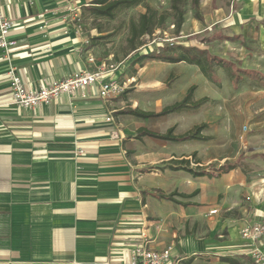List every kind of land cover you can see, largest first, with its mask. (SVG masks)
<instances>
[{
	"label": "crops",
	"instance_id": "0c3cea01",
	"mask_svg": "<svg viewBox=\"0 0 264 264\" xmlns=\"http://www.w3.org/2000/svg\"><path fill=\"white\" fill-rule=\"evenodd\" d=\"M85 1L1 0L15 46L8 55L0 50V264L120 263L144 242L152 250L171 246L177 264H258L240 231L264 217V162L246 159L255 164L249 167L233 161L237 167L218 176L179 169L208 172L231 162L216 164L204 152L213 139L205 122L207 141L136 138L139 129L165 134L173 128L178 136L201 124L198 109L130 115H155L181 101L191 86L194 101L204 98L197 85L211 82L197 66L177 63L183 73L169 72L165 79L150 71L169 63L136 67L148 99L145 112L130 100V63L109 77L126 84L116 97L102 99L94 85L84 97L77 91L32 108L10 104L12 69L26 88L38 90L109 61L89 40L98 34L82 29L86 11L76 4ZM229 1L234 10H223L212 26L234 31L253 21L264 29V0ZM175 75L182 78L178 87L168 82ZM259 154L264 152L250 156L264 159ZM182 160L187 164H178ZM261 242L264 248V237Z\"/></svg>",
	"mask_w": 264,
	"mask_h": 264
},
{
	"label": "rangeland",
	"instance_id": "374dc122",
	"mask_svg": "<svg viewBox=\"0 0 264 264\" xmlns=\"http://www.w3.org/2000/svg\"><path fill=\"white\" fill-rule=\"evenodd\" d=\"M89 1L91 0H86L85 3ZM77 7L85 9L84 2L76 4ZM197 9L198 17L192 0H141L135 7L120 9L112 20H94L87 13L80 22L88 35L91 31L94 35L98 34L89 36V40L93 42L92 46L97 47L102 59L110 57L105 63H130V100L139 101L138 109L145 112L143 106L148 99L142 92L143 77L136 67H142V63L159 61L146 59L136 62V59L165 43H174L175 46L180 43L190 44L233 63L234 67L241 70L256 69L264 74L263 28L253 21L237 26L234 31L231 27H222L224 35L230 37L236 32L242 37L233 41L211 40L208 44H200L195 36H201L204 31L210 32L213 29L212 23L220 18V13L226 9L233 11L234 8L230 7L229 0H198ZM148 10L156 14V19L161 17L163 23L158 26L155 19L151 34L139 38L137 50L131 51L128 43L130 23H137L140 15ZM179 13L182 14L183 24L177 32L174 26ZM188 39L191 41H187ZM170 65L164 66L162 71L156 68L150 72H163L161 79L167 78L166 74L169 72L183 73L182 66ZM180 78L176 76L169 84L178 87V84H182V80H178ZM216 79L218 84L210 83L203 87L199 83L195 91L199 97L209 100L197 110L195 120L198 123H208V132H205L213 136L204 152L208 157H213L216 164L242 161L249 167L255 166L254 162L247 163L246 159L262 164L264 159L250 155L264 152V86L246 77L236 85L229 73L220 67L216 68ZM164 85L165 82H162V89H165ZM173 99L164 100V103L172 102Z\"/></svg>",
	"mask_w": 264,
	"mask_h": 264
},
{
	"label": "trees",
	"instance_id": "16d2710c",
	"mask_svg": "<svg viewBox=\"0 0 264 264\" xmlns=\"http://www.w3.org/2000/svg\"><path fill=\"white\" fill-rule=\"evenodd\" d=\"M141 3V0H91L85 6L86 14L88 13L94 20L96 19H107L112 20L115 18L116 13L120 9L124 8H132ZM193 7L196 10L195 15H197V6L198 0H192ZM156 19V14L147 11L146 13L140 15L139 21L137 23H130V38L128 40L129 47L131 51L137 50V45L139 38L144 36L145 34H151L154 21ZM158 26H161L163 23V19L161 17L156 19ZM183 24L182 14L179 13L178 18L175 23L176 31L178 32ZM239 38V36L228 37L222 33V27L218 24L213 26V29L208 32L204 31L201 36H195V40H197L200 44H208L211 40H230L233 41ZM187 41H191L188 39ZM146 59H152L159 62L169 63V64H177L180 62L187 63L189 65H195L199 68L200 72L213 84H218L216 79V68L220 67L225 69L230 77L233 79L235 84L237 85L243 77L250 78L253 81L258 82L260 85L264 86V76L261 75L260 72L256 70H241L238 67H234L233 63L229 61H225L217 56L210 55L206 50L199 49L193 45H186L185 43H180L178 45H174V43H165L163 46L158 49H154L148 53H144L140 55L136 62H141ZM172 78L168 81L170 82ZM195 90V86H191L188 88L184 98L175 102L169 106L164 107L159 113L155 115H143L136 113L134 111H130V115L139 117V118H147V117H161L170 114H175L181 112L183 110H197L206 102H208V98L204 97L200 100L194 101L193 93ZM207 128V124L201 123L199 125L194 126L188 132L174 136V129L170 128L166 131L165 134H157L150 132L145 129H139L136 133V138H141L143 136H149L152 138L180 143L186 141H207L209 137H205L202 135V132ZM259 156L264 157V154H259ZM180 165H186V161L178 162ZM237 167V162H227L220 167H214L212 171H202L200 168L189 169L187 167H179L194 177H202V176H218L223 173H228L229 171L235 169ZM171 169H176L173 167H169ZM168 199L172 198V195L167 197Z\"/></svg>",
	"mask_w": 264,
	"mask_h": 264
},
{
	"label": "built area",
	"instance_id": "2783aa9c",
	"mask_svg": "<svg viewBox=\"0 0 264 264\" xmlns=\"http://www.w3.org/2000/svg\"><path fill=\"white\" fill-rule=\"evenodd\" d=\"M70 3L71 0H64ZM239 0H232L236 3ZM76 9V8H72ZM13 22L6 18L2 12V5L0 0V50L6 55L15 46L13 41L8 39L9 33L12 29ZM79 31V27L77 28ZM88 63L94 64V58L90 57ZM121 64L102 63L96 67L95 70H83L66 77L60 81H54L46 87L38 90L26 88L19 76L14 70L8 73L10 84V104L22 107L32 108L40 104H48L55 100L62 94L73 96L77 91L83 93L88 87L97 85L99 96L102 99H110L118 96L126 89V84H119L109 77L114 74ZM107 118L106 121H110ZM216 213L215 210L210 212ZM240 236L244 241L251 244L249 256L257 263L264 264V248L261 245V240L264 237V217L240 231ZM178 260L173 256L172 247L168 246L162 250H152L146 247V242L136 245L129 254L126 261L120 263H113L111 261H104L101 263L92 264H177ZM71 264H81L73 262Z\"/></svg>",
	"mask_w": 264,
	"mask_h": 264
}]
</instances>
